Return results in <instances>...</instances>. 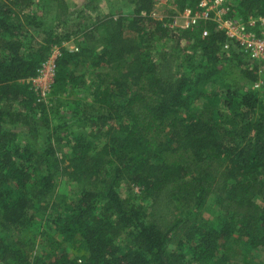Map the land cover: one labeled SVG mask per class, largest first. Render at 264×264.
<instances>
[{"label":"trees","instance_id":"trees-1","mask_svg":"<svg viewBox=\"0 0 264 264\" xmlns=\"http://www.w3.org/2000/svg\"><path fill=\"white\" fill-rule=\"evenodd\" d=\"M50 1L67 14L65 0ZM133 1L132 16L102 19L83 36L100 32L103 44L72 52L61 45L84 33L80 26L47 29L24 15L27 31L43 35L29 48L16 20L30 0H0V228H38L43 245L34 253L36 238L10 241L0 231V264H259L250 255L264 254V65L233 43L224 52L227 39L211 23L186 30L192 51L181 59L158 49L170 20L152 19V0ZM175 1L179 10L196 3ZM229 2L244 20L264 16V0ZM53 47L52 99L90 98L68 120L25 83ZM37 116L58 123L52 134L69 124L89 131L22 146L8 127ZM54 142L67 149L62 159ZM62 163L80 186L71 199L54 194ZM122 184L139 196H123ZM209 198L218 211L211 223L201 215Z\"/></svg>","mask_w":264,"mask_h":264},{"label":"rangeland","instance_id":"rangeland-1","mask_svg":"<svg viewBox=\"0 0 264 264\" xmlns=\"http://www.w3.org/2000/svg\"><path fill=\"white\" fill-rule=\"evenodd\" d=\"M133 0H98L95 2H89V0H65L67 5V14L65 16H60L55 3L51 2L50 0H30V7L27 10L23 11V18L18 17L16 20V24H22L23 27V45L29 48H34L37 44L41 43L43 39V35L39 32V28L36 30H29L28 29V20L24 18H33L35 24H40L44 28L49 29L51 26L54 28L57 26L59 30H66V31H73L75 32L77 28L80 26L84 33H80L78 36L72 38L71 41L67 43H63L61 46L68 51L75 52L79 45L83 47H96L100 44H103L102 37L100 32L98 34H89L83 37L88 31L89 28L96 25L99 21L106 18H122V17H129L132 16L135 5ZM153 1V7L151 10V14L155 13L154 18L155 20H163L168 19L167 24V32L160 38H155L153 46L157 47L158 49H165L170 50L178 53L180 59L185 55L191 54V45L192 40H188L187 31L180 27V22L178 19V5L176 1L174 5L171 4H159L157 0ZM232 3V0H230ZM5 4H9L10 0H3ZM61 22H64L62 25ZM126 24V23H125ZM192 33V32H191ZM126 35L136 38V35H133V32L126 31ZM197 58V54H196ZM236 72V70H235ZM79 73L85 74L84 79L87 81L86 88L92 81V76L90 75V70L85 65L81 66L78 71ZM33 78V77H32ZM30 79V78H29ZM26 84L28 80L25 81ZM261 85L259 81L252 88L257 89ZM251 87V86H250ZM249 88V87H248ZM216 91H221L222 89L216 85L213 87ZM71 91H68L69 93ZM90 98L86 95L85 92H78L75 91L74 93L68 94L59 98L58 100L52 99L50 93L45 97V104H47V112L57 111L60 112L62 117L66 118L67 120L70 119L72 116V110L76 109L77 111L80 110L82 103L79 101H83L84 103H89ZM78 107H74V105L78 104ZM85 105V104H84ZM58 123L47 124L42 122L41 118L37 116L34 120L30 122L28 126H12L8 127V129H12L14 132L17 133L18 142L23 145H34L37 147H41L43 144L47 142L48 136H57L61 139L65 137V135H71L76 132H88V128L82 127L80 124H69L70 126L66 130H59L57 133L52 134L55 130V127ZM54 142L56 148H58V154L60 155L59 158L62 159V153H66L67 149L63 146V144ZM66 163H62L61 169L58 170L56 174V189L55 195L64 196L66 199L74 198V196L80 191V186L75 182L71 181L69 177L66 175V172H63ZM120 192L123 196L131 195L130 192H133L136 197L139 196L138 189L134 187H128L125 184L121 185ZM54 195L52 196V198ZM51 198V199H52ZM213 198H209L204 208L202 209V217L204 220L208 219L209 222H213V215L218 212L214 206ZM217 214V213H216ZM36 220L39 224H41V228L43 227L42 224V216L39 213H36ZM2 228H0V231ZM10 241L20 239L25 236H31L30 238H36V249L34 253H39L43 249L42 245V237L39 235L38 228H32L30 231L25 232H15L10 229L1 231ZM173 247V246H172ZM236 250H242L245 248L244 244L238 245L235 247ZM65 250H68L65 247ZM72 254V252L70 251ZM189 258V256H188ZM250 259L255 263L264 264V254L259 252L251 253Z\"/></svg>","mask_w":264,"mask_h":264},{"label":"built area","instance_id":"built-area-1","mask_svg":"<svg viewBox=\"0 0 264 264\" xmlns=\"http://www.w3.org/2000/svg\"><path fill=\"white\" fill-rule=\"evenodd\" d=\"M159 4L174 5L175 0H157ZM194 7H185L178 11L180 27L194 30L207 23L214 24L223 32L227 42L222 50L227 52L229 43L237 46L239 51L252 62L264 65V16L244 20L231 9L229 0H195ZM154 18L155 13L151 14ZM208 30L202 29L201 37H207ZM60 56V49L53 47L47 59L41 63L33 78L28 79L31 89L35 92L38 102L45 103L50 93L54 76L55 63Z\"/></svg>","mask_w":264,"mask_h":264}]
</instances>
